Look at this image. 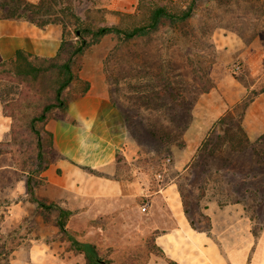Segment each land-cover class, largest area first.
Here are the masks:
<instances>
[{
	"label": "rangeland",
	"instance_id": "obj_1",
	"mask_svg": "<svg viewBox=\"0 0 264 264\" xmlns=\"http://www.w3.org/2000/svg\"><path fill=\"white\" fill-rule=\"evenodd\" d=\"M100 1L75 2L73 7L81 18L89 15L96 26H103V12L85 11L87 5L93 8ZM144 1L141 11L136 2L132 12L123 13L137 16L127 18L124 24L142 18L150 2L167 4L165 0ZM172 1L168 5L181 9L189 2ZM223 2L200 0L183 23L172 26L161 20L157 30L126 42L108 35L75 58L79 78L92 83L95 91L103 87L124 119L126 140L117 151L120 172L115 164L112 178L118 173L137 183L141 194L126 202L125 210L109 216L86 215L83 204L73 202L77 206L75 214L69 211L68 235L93 245L102 264H168L152 239L165 225H172L159 193L172 184L179 196L181 192L184 213L197 229H212L214 225L218 230L231 225L243 235L250 231L254 240L264 231V155L256 154L261 148L253 149L255 140H249L250 146L240 152L213 147L222 136L218 120L231 114L234 120L229 126L234 128L239 124L240 109L236 106L249 90L264 86V58L253 67L241 55L256 49L264 54V19L255 22L250 7L237 5L236 0ZM238 38L244 43L242 48L234 45ZM236 66L239 71H235ZM208 85L209 91L203 92L202 86ZM19 90L20 86L4 79L0 72V110ZM75 91L77 86L68 89L65 98L69 100ZM257 104L264 111V97ZM59 117L53 113L50 120ZM9 139L8 130L1 141ZM58 158L53 146L51 163ZM12 180L13 175H8L0 189V199L7 200L0 206V250L6 239L13 250L0 264H32V260L85 264L83 255L76 253L56 225L57 211L37 208L25 193V182ZM20 184L23 195L17 193ZM42 185L34 189L39 200ZM152 200H156V215L151 212ZM17 201H21L16 211L20 218H6L5 207ZM144 202L148 208L142 211ZM224 212L229 217L224 214L220 219ZM233 239L240 241L242 236L237 233Z\"/></svg>",
	"mask_w": 264,
	"mask_h": 264
},
{
	"label": "crops",
	"instance_id": "obj_2",
	"mask_svg": "<svg viewBox=\"0 0 264 264\" xmlns=\"http://www.w3.org/2000/svg\"><path fill=\"white\" fill-rule=\"evenodd\" d=\"M26 1L32 4L39 2ZM90 1L82 0L84 4H91ZM136 2L137 0H101L93 8L87 5L85 11L94 9L103 12L106 25L115 26L119 23V17L115 13L132 12ZM61 39L62 28L58 24L38 28L24 21L0 20V63L12 58L17 50L42 58L53 57L60 47ZM243 44L240 38L234 40L237 48H242ZM241 55L244 56L245 63H250L253 67L259 59L264 58V54H259L258 49ZM253 58L256 60H252ZM262 97L264 93L248 107L242 122L250 141L264 133V111L257 104ZM10 123V119L4 117L0 110V141L9 130ZM46 129L53 136L54 150L59 158L43 174L45 179L38 192L42 197L40 200L58 203L73 214L77 206L74 202L83 204L86 215L97 213L109 216L122 212L126 202L141 196L137 183L112 178L115 155L126 140V127L122 115L103 87L95 91L91 83L88 93L81 98L69 100L65 116L50 120ZM82 168H90L102 175ZM21 185L18 186L20 190L18 188L17 193L23 195L24 188ZM175 192L173 184L164 191H159L170 212L172 225H165L161 229V233L155 238V244L166 257L177 264H264V231L254 240L250 231L243 235L242 230L238 232L231 225L218 230L214 225L207 231L193 229L184 213L181 198ZM155 201H151V212L156 215L158 209L153 204ZM20 204L21 201H17L6 206L8 214L5 217L19 219L16 211ZM224 214L226 213H221L220 219L225 217ZM237 233L242 236V240L233 239ZM38 263L44 264L32 260V264Z\"/></svg>",
	"mask_w": 264,
	"mask_h": 264
},
{
	"label": "trees",
	"instance_id": "obj_3",
	"mask_svg": "<svg viewBox=\"0 0 264 264\" xmlns=\"http://www.w3.org/2000/svg\"><path fill=\"white\" fill-rule=\"evenodd\" d=\"M82 0H39L32 4L26 0H0V20H19L28 22L38 28H45L52 24H58L62 28L60 47L55 56L42 58L31 55L23 50H17L14 56L0 63V72L3 78L20 86L18 95L3 103L1 113L10 119L9 140L0 141V189L2 182L8 181V175H13V182L24 181L25 193L29 201L36 204L42 210H55L58 213L56 225L60 232L67 235L72 242L74 250L82 254L85 264H102L98 251L89 243H81L68 235L65 225L70 215L69 210L58 203H45L35 195L34 189L43 184V174L51 164L50 153L53 148V136L46 130V124L52 118L53 113L64 117L69 100L85 96L90 85L81 80L76 72L75 58L83 55L87 49L96 45L108 35L116 37L120 41H129L135 37L148 35L157 30L161 20H168L170 25L185 22L192 14L197 2L200 0H188L185 8H177L172 0H165L167 4L158 5L150 2L146 12L137 22L131 25L124 24L128 19H136L134 14L115 13L119 17V24L115 26H96L95 19L86 15L78 16L73 3ZM187 1V0H184ZM224 3L223 0H212ZM237 5L249 6L253 11L255 22L264 19V0H236ZM138 9L141 11L144 0H137ZM226 3V1H225ZM245 9V8H244ZM77 86V91L67 100L65 92ZM73 87V88H72ZM210 85L202 86L203 92L210 89ZM264 93V86L260 89L252 88L248 94L236 106L238 125L229 126L234 120L231 114H227L218 120L217 127L222 136L213 146L216 150L226 147L231 152L246 150L249 139L240 125L248 107L254 100ZM76 124L75 121H71ZM259 146L257 156L264 155V133L252 144ZM217 147V148H216ZM211 153H212V149ZM119 152L115 155V164L119 170ZM87 169V168H83ZM91 173H96L90 170ZM117 180H125L119 174L114 177ZM180 197L181 192H180ZM7 203L6 199H0V206ZM185 210V209H184ZM185 212V211H184ZM193 229H197L192 221H189ZM208 230V228L204 229ZM202 230V231H204ZM159 232L154 233L152 244L160 252L168 264H177L166 257L156 246L155 238ZM9 237V235L7 236ZM255 237V236H254ZM13 248L4 240L0 250V261H6Z\"/></svg>",
	"mask_w": 264,
	"mask_h": 264
},
{
	"label": "built area",
	"instance_id": "obj_4",
	"mask_svg": "<svg viewBox=\"0 0 264 264\" xmlns=\"http://www.w3.org/2000/svg\"><path fill=\"white\" fill-rule=\"evenodd\" d=\"M234 69H235V71H239L240 70V67L239 66H236ZM166 162H169V160H166ZM158 177H160V174H158ZM147 208H148V203L147 202H144L142 204V206H141L142 211H145Z\"/></svg>",
	"mask_w": 264,
	"mask_h": 264
},
{
	"label": "bare ground",
	"instance_id": "obj_5",
	"mask_svg": "<svg viewBox=\"0 0 264 264\" xmlns=\"http://www.w3.org/2000/svg\"><path fill=\"white\" fill-rule=\"evenodd\" d=\"M176 193V192H175ZM168 196V195H167ZM169 198V197H168ZM170 199V198H169ZM177 199V198H176ZM170 202V201H169ZM175 202V201H174ZM180 203V202H179ZM169 204V203H168ZM176 204V203H175ZM171 206V205H170ZM173 207V206H172ZM175 208H177V206L175 207ZM173 210V209H172ZM179 213V212H178ZM182 219V218H181ZM182 220H184V219H182ZM186 222V221H185ZM184 228H186V226L184 227ZM183 231V230H182ZM186 231V230H185ZM192 240V239H191Z\"/></svg>",
	"mask_w": 264,
	"mask_h": 264
}]
</instances>
